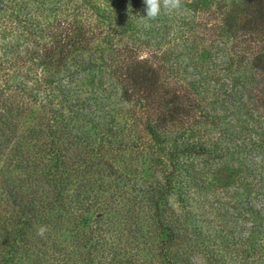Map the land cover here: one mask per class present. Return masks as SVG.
<instances>
[{
	"label": "trees",
	"instance_id": "obj_1",
	"mask_svg": "<svg viewBox=\"0 0 264 264\" xmlns=\"http://www.w3.org/2000/svg\"><path fill=\"white\" fill-rule=\"evenodd\" d=\"M182 4L0 0V264H264V0Z\"/></svg>",
	"mask_w": 264,
	"mask_h": 264
},
{
	"label": "clouds",
	"instance_id": "obj_2",
	"mask_svg": "<svg viewBox=\"0 0 264 264\" xmlns=\"http://www.w3.org/2000/svg\"><path fill=\"white\" fill-rule=\"evenodd\" d=\"M145 4L146 16H142L145 21L157 19L162 12L172 14L182 9V0H143ZM145 26H149L147 23ZM47 226H39L37 234L44 236ZM190 264H207L206 258L200 254H196L190 258Z\"/></svg>",
	"mask_w": 264,
	"mask_h": 264
},
{
	"label": "rangeland",
	"instance_id": "obj_3",
	"mask_svg": "<svg viewBox=\"0 0 264 264\" xmlns=\"http://www.w3.org/2000/svg\"><path fill=\"white\" fill-rule=\"evenodd\" d=\"M234 250V249H233ZM226 252L228 258H232L231 260L229 259L227 262L228 264H247L245 261L246 255L245 254H235L234 251ZM248 264H250V260H248ZM253 264V263H251Z\"/></svg>",
	"mask_w": 264,
	"mask_h": 264
}]
</instances>
